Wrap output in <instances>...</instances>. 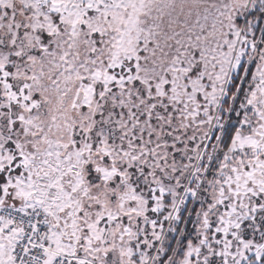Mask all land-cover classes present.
Returning a JSON list of instances; mask_svg holds the SVG:
<instances>
[{
  "label": "snow or ice",
  "instance_id": "6c2138e0",
  "mask_svg": "<svg viewBox=\"0 0 264 264\" xmlns=\"http://www.w3.org/2000/svg\"><path fill=\"white\" fill-rule=\"evenodd\" d=\"M0 264H264V0H0Z\"/></svg>",
  "mask_w": 264,
  "mask_h": 264
}]
</instances>
